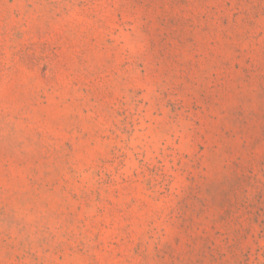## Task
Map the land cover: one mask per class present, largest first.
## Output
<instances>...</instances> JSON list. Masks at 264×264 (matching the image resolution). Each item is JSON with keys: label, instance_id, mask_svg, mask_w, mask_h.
<instances>
[{"label": "rangeland", "instance_id": "obj_1", "mask_svg": "<svg viewBox=\"0 0 264 264\" xmlns=\"http://www.w3.org/2000/svg\"><path fill=\"white\" fill-rule=\"evenodd\" d=\"M0 264H264V0H0Z\"/></svg>", "mask_w": 264, "mask_h": 264}]
</instances>
